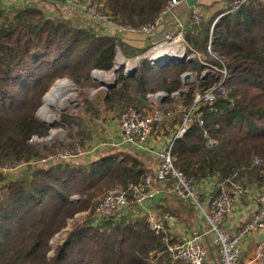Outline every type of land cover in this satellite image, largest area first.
<instances>
[{
  "label": "trees",
  "instance_id": "16d2710c",
  "mask_svg": "<svg viewBox=\"0 0 264 264\" xmlns=\"http://www.w3.org/2000/svg\"><path fill=\"white\" fill-rule=\"evenodd\" d=\"M167 1L89 3L115 24L139 26L152 22ZM233 1L225 0L220 8L216 3L205 5L199 23L187 21L183 38L203 55L202 60L151 67L142 59L134 76L117 72L116 85L104 91L101 105L118 116L129 107L152 110L146 95L163 91L161 109L171 113L160 128L172 135L195 94L217 83L219 70L226 68L227 93L212 102L199 101L204 126L193 122L174 139L172 164L197 184L214 177L229 188H262L264 0H247L231 7ZM38 3H0V166L18 161L29 165L15 173L0 171V264H182L171 258L166 235L154 233L146 214L137 209L134 217L126 214L127 219L118 215L101 218L99 225L91 221L105 194L152 174L142 157L113 148L94 157L30 165L48 150H40L31 139L46 136L50 129L36 115L50 85L67 77L79 86L96 89L99 85L92 80V70L110 71L118 50L125 57L145 50L126 32L108 34L99 23L93 28L78 27L70 15L62 13L67 11L60 3H51L59 14L54 17ZM221 13L224 15L209 34L213 19ZM209 35L212 54L207 51ZM205 70L208 72L201 75ZM186 72L193 80L183 85L181 76ZM102 106L86 100L87 118L98 116ZM58 119L54 125L70 131L74 125L83 126L86 118L64 113ZM204 130L215 141L213 147L206 145ZM84 132L87 134L68 132L71 144L84 143L89 136L88 130ZM82 212L88 213L87 219L74 223L52 247L55 234ZM168 212L176 216L170 209H162L160 215Z\"/></svg>",
  "mask_w": 264,
  "mask_h": 264
},
{
  "label": "built area",
  "instance_id": "2783aa9c",
  "mask_svg": "<svg viewBox=\"0 0 264 264\" xmlns=\"http://www.w3.org/2000/svg\"><path fill=\"white\" fill-rule=\"evenodd\" d=\"M17 3L26 4L36 2L37 0H15ZM50 3L56 2L55 0H47ZM70 1V0H69ZM247 0H234L231 7L240 6ZM185 2V0H168L164 9L155 17V19L147 24L132 26V25H118L113 23L108 15L99 12L89 3V0L81 4V12L88 19L94 23L108 28L109 26L116 25L121 28L122 32L128 34L140 35L144 39L142 48L145 50L133 57H121L123 55L117 54L121 58V62L114 61L115 65H120L119 71L125 77L134 76L138 70L139 63L145 59L151 67L162 66V63L156 61L157 52L167 48L172 49L177 53L178 58L184 57L186 61L202 58L200 53L194 51L183 38V30L187 25L178 17L173 16L172 8ZM194 16L192 23H199L201 14L198 10L194 9ZM224 13L219 14L213 19L210 27L209 34L213 31L214 26L219 23ZM174 18V28L169 32L166 31V20ZM190 20V19H189ZM109 25V26H108ZM161 29V31H159ZM159 31V32H158ZM157 35H159L157 38ZM211 36L209 35L207 51L210 50ZM118 53V51H117ZM212 54V53H211ZM156 61V62H153ZM205 64V62H203ZM208 65V64H207ZM215 69V68H214ZM98 71L101 75H107L110 82L117 80V74H112L110 71L94 70L93 73ZM97 72V73H98ZM208 71L205 70L201 73L204 75ZM220 78L217 83L205 89L202 92H197L193 99V104L183 113V117L177 130L171 135V138L165 145L158 150H153L157 159L155 169L152 174H147L139 181L130 183L126 188H118L109 191L98 202L96 206V213L101 218H111L118 215L123 210L129 208L132 204L140 209L147 200L152 198L156 191V185L166 181L168 177L174 179V186L172 192L192 207L197 206L204 218L207 220L206 229L203 231H194L187 236H184L180 241L167 245V250L170 252L173 260L181 261L182 264H207L205 262L208 249L203 242L204 236L210 238L212 246L218 256L216 264H264V241H261L258 248L253 253L252 257L242 258L243 247L245 240L254 233H260L264 230V187L256 188L252 186L257 199V207L249 213L241 227L233 234H228L222 227L221 221L225 214H227L235 200H240L249 191L241 185H234L229 188L224 181L217 182L215 178L204 180L211 182L212 188L206 195L208 197V206L204 207L201 199L200 186L192 180L183 176L177 171L172 164L171 148L174 139L180 137L186 129L193 122L198 126H204V119L198 111V103L200 100L212 102L216 97L225 95V79L227 77L226 68L219 70ZM190 74V73H189ZM184 75V74H183ZM183 75L181 76L183 79ZM191 75V74H190ZM104 88V87H102ZM176 95V93H175ZM148 101L153 104L152 110H136L132 107L125 109L118 118L117 129L118 137L109 140H100L95 145L89 146L87 150L81 148L80 144L74 143L72 149H64L53 151L46 155L36 163H48L53 161H67L77 159L81 155H92L102 148H120L124 146L134 147L137 149H147V139L152 133L160 127L163 121L169 116L171 111L164 113L161 109L162 99L165 97L163 91L156 93H149L146 95ZM203 136L206 138V145L213 147L215 141L210 138L204 130ZM35 136L32 137V139ZM31 139V140H32ZM35 162V161H34ZM33 162V163H34ZM26 165L24 161H18L9 165L0 166V171L3 173H11L15 170L21 169ZM203 181V182H204ZM214 188L217 192L211 196ZM146 222L149 228L156 234L164 232V223L162 220L156 218L154 214L148 213L146 215Z\"/></svg>",
  "mask_w": 264,
  "mask_h": 264
},
{
  "label": "crops",
  "instance_id": "0c3cea01",
  "mask_svg": "<svg viewBox=\"0 0 264 264\" xmlns=\"http://www.w3.org/2000/svg\"><path fill=\"white\" fill-rule=\"evenodd\" d=\"M57 3H60L61 7H63L64 10L67 12L73 11L78 17H85L84 14L81 12V4H84L85 1L87 0H55ZM2 3H6V0H0ZM212 3H216V7H222L225 5V0H185V2L181 3L179 5L174 13L173 16L181 18V19H186L188 16L189 11L192 8H195L198 10V12L201 14L203 12V7L205 5H210ZM197 6V7H196ZM200 8V9H199ZM83 14V15H82ZM73 17V16H72ZM102 26V25H101ZM103 29L108 30V28L102 26ZM130 37L134 39H138L139 37L133 34H128ZM144 38H141L137 41H134L135 44L138 46L142 47L144 43ZM110 123V126H108V131H109V136H107V129H106V134L104 132L103 138H106L105 140H109L112 138H117L118 137V129L117 126ZM113 126V127H112ZM111 136V137H110ZM109 137V139H107ZM101 138V137H100ZM171 138V134H165L161 128H157L152 135L147 139L146 146L148 147L147 149H137L134 147H120L117 150H124V151H130L131 153L136 154L137 156H140L143 158V161L145 165L150 169V171L153 173L157 159L155 157V154L153 150H158L161 149L165 143L168 141V139ZM111 148H102L96 153L92 154L93 156L98 155L99 153H102L103 151L109 150ZM89 155L88 157H90ZM200 186V192H201V200L204 204V207L208 206V197L206 195L209 193L210 189L212 188L211 182H201V184H198ZM174 186V179L173 183L170 185L165 186V182L157 184L156 185V193L155 195L147 200L145 204L140 208H136L137 211L142 212L143 214H154V216L164 223V232L163 234L166 235L165 241L168 244H173L177 243L180 241L184 236L189 235L190 233L194 231H203L206 229L205 221L201 218L197 217V214L195 212V217H192L191 219L187 218L186 215L184 214L181 217H176L175 215H170L168 212L167 214H161L162 209H167L170 208L169 205L170 203L168 201V198L174 197V204L178 205L181 208L186 209L185 211L193 212V207L191 205H188L172 192V187ZM256 186V185H254ZM252 188V187H250ZM257 189L259 188L258 186L256 187ZM249 190V189H248ZM251 190L247 191L245 193V196L241 198L240 200H235L234 204L232 205L230 211L225 214L222 218L221 221V227L228 233V234H233L235 233L243 224L247 216L251 211H253L256 206H257V199L256 197H253V194L249 193ZM206 193V195H205ZM131 215H136L135 210H131L129 213ZM128 215V214H127ZM258 236L259 233H254L251 235L249 238L245 240V245L243 247V256L242 258H249L253 256V253L255 250L258 248V245L261 241H258ZM204 244L206 245L208 249V253L205 259V262L207 264H216L218 260L217 253L215 251L214 246H212L210 242V238L208 236H204L203 239ZM252 248L254 247L253 251L251 254H247L246 248Z\"/></svg>",
  "mask_w": 264,
  "mask_h": 264
},
{
  "label": "rangeland",
  "instance_id": "374dc122",
  "mask_svg": "<svg viewBox=\"0 0 264 264\" xmlns=\"http://www.w3.org/2000/svg\"><path fill=\"white\" fill-rule=\"evenodd\" d=\"M6 1L7 2L4 3V4L8 5V6H12L13 3L16 2L15 0H6ZM38 2H39L38 3L39 7L47 15L52 16V17L57 16L58 13H57V9H56L54 4H51L47 0H38ZM179 5H181V4H179ZM179 5H177V6L172 8V12L173 13H174L175 9ZM194 9L195 8H192L189 11L188 16H187L186 19H182L185 22V24L189 20V18H190L189 22L192 23L191 20H192V17L194 16V13H193ZM62 13L64 15H66L67 17H68V15H70L71 17L73 16L75 18V22L78 25V27L82 25V26H85V27L93 28L94 25H95V23L91 19H88L86 17H83V18L78 17L73 11H70V13H69V11L67 13L62 11ZM174 22H175L174 18L167 19L166 20V26L169 27L170 25H172V29H173L174 28ZM138 39L140 41L141 37H139ZM118 52H120V51L118 50ZM121 55H123V54H121ZM133 56H135V55H133ZM133 56H130V57H133ZM121 57H125V56H121ZM126 58H129V57H126ZM182 58H184V57H182ZM119 59L120 58L118 57V55H116L114 61L118 62ZM200 59L202 60L203 58H200ZM94 70H99V69H94ZM94 70L91 71L92 72L91 73V77H92L93 74H95V73H93ZM96 72H98V71H96ZM107 75L106 76H105V74L101 75L100 78L104 79L105 81L108 82L109 79H107ZM65 79L68 80V82H69V84H70V86L72 88V93H73L74 96H73V99L71 100V102L65 107H61V108L56 107V106L50 107L51 114L54 117L53 118L54 123L58 122V120H59L58 118H60V116L63 115L64 113H66L68 115H72V116L75 115L76 117H80V119H83V118H86V119L83 120V126L80 125V126H82V128H80V126H78V125H74L71 129L69 128L70 129V131H69L66 128H61V127L55 126L53 124L52 126H50V129H49L48 134L46 136H44V137L35 136L32 139V142L35 143L39 147L40 150H43L42 147H46L45 149L48 148V150L42 152V156L41 157H45L46 155L52 153L53 151H59V150H64V149H72V147L74 146V143L71 144L72 140L69 138L68 132H71V134H73V135H75V133L87 134L86 133L87 131L84 132V130H88L89 136H86V141L84 143L79 142L82 145V146L80 145L81 148L84 149V150H87L89 148V146H93L98 141H100L102 139H104V140L106 139V138H103L104 137L103 134H104V132L106 134V129L108 131L107 127L110 126V123H112V124L117 126V122H118V118H119L118 113H116L114 111H106V110L104 111L103 110V106L101 105V103H102V98L104 97V93H105L104 91L106 90V88H102L101 86H98L96 89L92 88V86L91 87L90 86L87 87L86 85L79 86V85L73 83L69 78L62 77V78L56 79L50 85V87L45 92L43 97L46 96V94L55 85V83H57L58 81H61V80H65ZM192 80H193V75H190V77L188 79H186V80H183L182 77H181V82L183 83V85H186L187 83L191 84ZM94 82L96 84H98L96 81H94ZM43 97H42L41 106L44 104ZM86 100L87 101L90 100L91 102H95L98 105L102 106V107L99 108L100 112H99L98 116H92V118H87L88 114H86V112H85V110H86V108H85ZM41 106L38 108V110L36 112V115H37V117L39 119H41V118L39 117L40 115L38 114V112H39V109L41 108ZM178 107H179V105H178ZM107 134H108L107 136H109V131L107 132ZM107 139H109V137ZM77 142H75V143H77ZM85 157L87 158L88 156L87 155H81L78 158L83 159ZM90 157H94V156L91 155ZM35 163H36V161L33 164H35ZM171 183H173V179L171 177H168L166 179V181H165V186L170 185ZM252 189L253 188H249V190H251V192H249V193L253 194V197H255V193L253 191L254 189L253 190ZM74 198H76V197H74ZM168 201L170 203L173 202L172 205L171 204L169 205L170 208H168V210L170 209V211L171 210L174 211L175 214H176V217H181V216H183L185 214L187 218L191 219L192 217H195L194 214L196 212L197 217L199 218V220H201V218H202L205 221V224H207V220L204 218V216L201 213V210L197 206L193 207V212H189V211H185L186 209L180 208L178 205H175L174 204V197L168 198ZM131 209L132 210L135 209V206L132 205V204L129 206V208H127L126 210H123L122 212H120L118 214L119 216L116 215L114 217L116 218L118 216L120 218L121 216H125V219H127L126 214H128L129 217H134L133 215L129 214L131 212ZM86 213L87 212H82V213L75 214L73 216V218L70 221L67 222V225L65 226V228L63 230H61L60 232L55 234L53 240L50 243L52 245V247H54L56 245V243H60L61 242V240L65 237V235H67V233L71 230V228L74 225V223H77L79 221L87 219L88 213L87 214ZM100 219H101V217H99L97 215L96 209H95L94 213H93V216L91 217V221H93V225H96V224L99 225L101 223ZM253 249H254V247L250 248V246H249V248H246L245 252L247 254H251ZM51 253H52V251H49L48 255L51 256ZM242 256H243V254H242Z\"/></svg>",
  "mask_w": 264,
  "mask_h": 264
},
{
  "label": "bare ground",
  "instance_id": "6f19581e",
  "mask_svg": "<svg viewBox=\"0 0 264 264\" xmlns=\"http://www.w3.org/2000/svg\"><path fill=\"white\" fill-rule=\"evenodd\" d=\"M176 56L177 53H175L172 49L164 48L157 52L156 61L158 63H162L170 58H175ZM118 62H121V58L118 60ZM95 74L99 77L101 76V73L99 72H96ZM73 96L74 95L69 82L66 80L58 81L44 97V104L41 106L38 112L40 115L39 117L45 121H52L54 117L51 114L50 107H65L71 102Z\"/></svg>",
  "mask_w": 264,
  "mask_h": 264
},
{
  "label": "water",
  "instance_id": "95a60500",
  "mask_svg": "<svg viewBox=\"0 0 264 264\" xmlns=\"http://www.w3.org/2000/svg\"><path fill=\"white\" fill-rule=\"evenodd\" d=\"M72 19L73 20H75V18L74 17H72ZM109 26V25H108ZM109 27H111L112 28V31L111 30H105V29H103L102 28V26L100 27L101 29H103L106 33H108V34H112L113 32H116V33H119V34H122L123 32H122V30H121V28L120 27H118V26H116V25H112V26H109ZM172 29V25H170L169 27H167V29H166V31L167 32H169L170 30ZM159 31H161V29L159 30ZM158 31V32H159ZM136 36H138V35H136ZM159 35H157L156 37H153V39L154 38H157ZM138 37H141V38H143L142 36H138ZM117 54H120L119 52L117 53ZM174 61H178V62H187L184 58H177V57H175V58H170V59H168V60H166L162 65H167V64H169L170 62H174ZM119 69H120V65H115V66H113V68L111 69V73L112 74H117V72H119ZM190 77V74L188 73V72H186V73H184V75H183V80H186V79H188ZM92 79L94 80V81H96L98 84H99V86H101V87H104V88H106V89H110V88H112V87H114L115 85H116V81H112V82H110V81H105L104 79H101L99 76H97V75H95V74H93L92 75ZM66 81H68L67 79H65ZM43 100H44V97H43ZM43 122H45V123H47L49 126H52L53 124H54V121L52 120V121H45V120H43V119H41ZM38 163H35V164H30V165H32V166H34V165H37ZM27 167H29V165H25L23 168H21V169H25V168H27ZM21 169H18V170H15V171H13V172H11V173H15V172H17V171H19V170H21ZM217 188H214V190H213V192L211 193V196H214L215 195V193L217 192ZM258 241H264V230L262 231V232H260L259 233V236H258Z\"/></svg>",
  "mask_w": 264,
  "mask_h": 264
}]
</instances>
